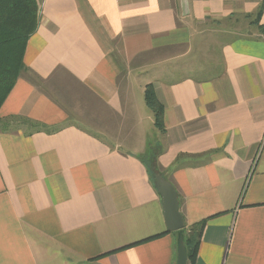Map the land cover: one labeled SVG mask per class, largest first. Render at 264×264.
Returning a JSON list of instances; mask_svg holds the SVG:
<instances>
[{
    "label": "crops",
    "instance_id": "1",
    "mask_svg": "<svg viewBox=\"0 0 264 264\" xmlns=\"http://www.w3.org/2000/svg\"><path fill=\"white\" fill-rule=\"evenodd\" d=\"M35 1L0 104V264H177L203 222L191 264H264V0ZM65 77L121 121V142L42 90ZM148 86L163 134L145 102L140 114ZM147 155L181 231L166 228Z\"/></svg>",
    "mask_w": 264,
    "mask_h": 264
},
{
    "label": "trees",
    "instance_id": "2",
    "mask_svg": "<svg viewBox=\"0 0 264 264\" xmlns=\"http://www.w3.org/2000/svg\"><path fill=\"white\" fill-rule=\"evenodd\" d=\"M37 11L38 7L35 0H0V86H4L0 96V104L23 70V50L28 38L36 30ZM144 102L153 114L155 128L160 134H163V107L157 100L151 86L146 87L144 91ZM145 162L156 186L157 168L154 164V158L147 155ZM204 225L203 222L190 228L185 235L184 249L188 264L193 263L195 259Z\"/></svg>",
    "mask_w": 264,
    "mask_h": 264
},
{
    "label": "rangeland",
    "instance_id": "3",
    "mask_svg": "<svg viewBox=\"0 0 264 264\" xmlns=\"http://www.w3.org/2000/svg\"><path fill=\"white\" fill-rule=\"evenodd\" d=\"M60 84L63 85L59 86L57 83L54 88L43 86L44 88H42V90H47L46 92L50 97L61 107H64L66 111H70V113L76 112L75 115H82V118L76 119L78 124L112 144L121 142L123 138L129 134L127 130L124 133L120 131L119 125L121 124V121L119 119H115L108 110L98 104L95 99L86 97L77 86L75 88V93L69 94L66 88L69 86L71 87L72 84L68 77H65ZM138 100L142 109L140 114L144 115L148 110L144 105L140 93ZM140 131L141 128L136 127L134 129L135 136L137 133L140 134ZM154 136L157 138L155 139ZM157 139L158 134L152 127L151 131H149L147 140L151 143H156Z\"/></svg>",
    "mask_w": 264,
    "mask_h": 264
},
{
    "label": "water",
    "instance_id": "4",
    "mask_svg": "<svg viewBox=\"0 0 264 264\" xmlns=\"http://www.w3.org/2000/svg\"><path fill=\"white\" fill-rule=\"evenodd\" d=\"M155 181L163 205L167 230L170 232L183 230V219L179 213V202L174 187L159 175L155 176ZM177 264H187L186 252L181 242L178 248Z\"/></svg>",
    "mask_w": 264,
    "mask_h": 264
}]
</instances>
